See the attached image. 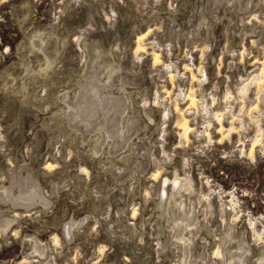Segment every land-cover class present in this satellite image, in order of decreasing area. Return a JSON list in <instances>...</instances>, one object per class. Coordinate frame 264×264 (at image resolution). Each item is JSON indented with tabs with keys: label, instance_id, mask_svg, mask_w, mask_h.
<instances>
[{
	"label": "rangeland",
	"instance_id": "1",
	"mask_svg": "<svg viewBox=\"0 0 264 264\" xmlns=\"http://www.w3.org/2000/svg\"><path fill=\"white\" fill-rule=\"evenodd\" d=\"M166 3L167 0L0 2V195L4 196L10 186L18 191L33 183L49 195L51 186H58L57 191L49 195L52 202L47 208L17 209L8 202H0V221L9 217L14 219L7 231L0 225V264H38L41 258L31 253L30 239L45 246L52 264H176L175 250L166 249L168 255L161 251L165 235L157 232L153 217L158 191L165 178L172 177L177 170L178 174H187L198 184L192 200L199 194L200 203L191 200L189 210H199L196 215L205 219L208 228L212 229L209 237L202 231L208 238L205 245L196 236L198 243H194L190 259L193 260L194 255L198 257L203 249L206 250V264H221L210 250L214 248L217 236L222 237L230 228L235 238L230 243V250L243 248L237 245L236 239L240 237L249 248L246 264H259L260 252H264V0H249L240 11L245 27L244 48H240L245 71L238 75L239 71L233 70L227 75L233 85L230 93L235 94V98L229 97L233 100V107L229 109L237 114L236 118L242 115V122L237 118L235 123L244 125L239 127L240 133L232 132L228 137L217 131L218 121L206 128L202 123L190 121L186 113L180 114L170 104L168 111V99L163 100L162 91L155 88L159 83L158 66L153 64L151 52H159L155 47L151 48L149 42L156 31L170 36L162 26L158 28L160 30L154 26L157 13L167 12ZM192 11L190 8L185 13L184 23L188 22ZM38 32L43 37L48 36L50 44L55 40L54 46L59 53L53 71L32 80L22 63L24 59L34 66L39 63L35 54L41 56L40 52L36 49L33 53L28 52L32 47V35ZM141 33H146L145 37L138 39ZM254 39L256 44L252 43ZM138 41L143 48L139 47L140 52L138 49L135 57L133 52ZM84 43L91 44L90 47L99 44L106 51L112 49L116 58L125 64L131 65L134 61L140 69L136 75L140 77L138 88L142 89L135 98L141 100L142 94L153 106L149 114L153 120L147 121L148 130L157 139L153 157L160 160L162 169L150 177L156 160H149L145 170L136 177L137 188L133 191L129 190L127 181L132 174L125 177L124 183L116 181L117 170L103 169L86 158L79 142L74 143L65 130L58 128L62 117H53L58 104L63 105L60 95L67 89L73 97L78 85L85 83L82 69L91 51ZM254 72L263 74L261 93L256 91L258 87L254 82L248 91L239 92L238 83L240 85ZM5 79L26 82L28 87L13 92L12 87L7 89L8 85H3ZM87 81H91V76ZM157 87L160 86L157 84ZM166 88L170 89L168 78ZM155 99H159V104L153 103ZM223 101L225 103L226 97ZM252 106L256 107L252 109ZM164 109L166 112L163 113ZM143 115L138 116L139 120L147 119ZM225 116L221 121L227 127L230 115ZM183 117L199 130L196 135L189 133L188 141L178 136L177 123ZM155 120L161 124L157 128ZM257 124L261 125L263 135L261 143L253 144ZM204 127L210 131V140L204 134ZM144 140H139L137 150L141 151L136 154V159L143 160V142L148 143ZM144 189H147V195H143ZM66 220L83 221L82 229L74 231L71 241L62 231ZM228 224H232V229ZM131 226L136 230L130 229Z\"/></svg>",
	"mask_w": 264,
	"mask_h": 264
},
{
	"label": "bare ground",
	"instance_id": "2",
	"mask_svg": "<svg viewBox=\"0 0 264 264\" xmlns=\"http://www.w3.org/2000/svg\"><path fill=\"white\" fill-rule=\"evenodd\" d=\"M248 2L249 1L247 0L246 3L248 4ZM148 29L150 30V28ZM145 34L146 33L138 34V39H141L142 37L144 38ZM32 38V47L28 52L33 53L34 49L40 52L41 56H39L38 54H35V56L37 60H40L41 62L39 61V63L34 66L32 62L24 59L22 64L25 66V72L30 75V79L35 80L36 78L41 76L42 73L47 74L48 71H53V66L55 63V59H57L56 57L59 53V50H57L54 46L55 40L54 42L52 41L53 43L51 44L49 43V41H47L48 36L43 37V35L38 32L37 34H33ZM62 44L64 45L65 42L63 41ZM83 45L85 48L91 51L89 54L90 57L88 55L89 58L85 59L82 69V77L84 78L83 81H85V83L83 85L82 83L78 85L77 90L75 89V91L73 92V97L70 96V93L67 89L60 95L62 98L61 100H63V105L61 103V105L58 104L53 117H62L58 128L65 130L66 136L70 137V139H72L74 143L79 142V144L84 149L82 154H84L86 158L100 165L103 169H114L115 171L117 170L119 176L114 175L116 181L124 183L125 177L132 174V176L129 177L127 181L129 183V190L133 191L134 188H137L136 183L138 182L136 180V177L141 174H139V172L145 170L149 160H156L154 169V171L156 172H151L150 177L160 172V168L162 169V166L159 163L160 160L153 157V149L156 146L155 144L157 143V139L153 138L151 136L152 132L148 130V122H151V120H153L149 115L153 111V106L151 105L152 103L150 104L146 96L142 97V94L140 96L141 100L135 98V95L138 96L137 94H139L142 89L141 87L138 88L140 77L136 74L139 73L138 70L140 69H137L138 67L136 66L134 61L131 62V65L125 64L123 61L116 58V55L114 53L115 51L113 52L111 48L110 51H106L99 44H96L94 47H90L91 44L89 46L87 43H84ZM139 47L143 48L140 42L134 49L133 53L135 57L138 56V49L140 52L141 48ZM151 54L153 64H157L162 61V59L160 58V54L156 51H152ZM262 75L263 74L259 72L251 73V75L240 84L239 92L244 93L245 91H248L247 89L249 88V85L253 82L257 86L255 84L254 85L258 87H255L257 89L256 91L259 92L261 90L260 87L263 81ZM88 76H91V81H87ZM169 76L173 78L172 74H170ZM192 77H195L193 73ZM3 85H8L7 89L12 87L11 89L13 92H16L19 88L26 90L28 87L26 82H13V79H5ZM25 93L26 91L23 92V95ZM259 93H261V91ZM229 94L230 92L228 91L226 94L227 97ZM234 96L235 94L232 97ZM243 96L245 97V94ZM190 98L191 100L189 104L193 105L196 100L192 92H190ZM240 98L242 99L243 97ZM158 100L159 99H155L153 103L159 104ZM253 107L255 108L256 106H252L250 108L254 109ZM174 109L180 112V114H183V109L179 108L178 103L176 102L174 103ZM142 112L146 115V120H139L138 116H141L143 114ZM162 112H166V109L162 110ZM145 115H143V117ZM232 117L233 118L231 119V121H229L227 127L223 125L221 118L218 117L217 121L219 126L217 127V131L220 132L223 137H228L232 132H239V127L244 125V123H238L239 125L236 124L235 119H237L238 117L235 118V115L233 114ZM238 120L239 122H242L243 119L238 118ZM257 121L258 120H256L255 123ZM153 122L156 128L161 125L160 122H157L156 120ZM177 127L179 129L178 136L181 137L184 141H188L189 133L193 130V127L188 124L187 118L183 117L182 121L177 123ZM205 135L207 138H209V140L211 139V134L208 129L205 131ZM262 135V127L260 124H257L256 135L254 136L253 144L257 143V141L260 142ZM143 139H147L148 143L143 142L145 143L144 147H142L141 152V157L143 160H140L136 159V154L141 151L137 150V146L139 140ZM49 166L50 165H48V167ZM177 171H174L175 173L172 175V177L165 178L162 188L158 191L159 197L156 204L157 206L155 207V216L153 218H155L154 224L156 226L157 232L165 235V241L164 245L161 248V251L165 255H168L166 249L169 248L171 250H175L177 253L175 262L176 264H198L196 262L205 263L207 262V259L205 257L206 250L203 249H200V251L203 250L201 253L198 250V257L194 255L193 260L190 259L193 250L192 247L196 242L197 235L199 236L200 243L202 242V245L208 243V238L202 234V231L207 232L209 237L212 234V229L208 228L205 219H200V217L196 215V212H198L199 210L197 211L196 208L193 211L189 210V203L192 198L195 197V187L198 184H196L195 180L187 174L180 175L177 173ZM85 172L87 173V171ZM122 173L124 174L123 176ZM146 176L144 177L146 178ZM169 182L171 184H169ZM121 187L124 188L122 185ZM57 189L58 186L56 184H53L51 186L50 194L55 193ZM43 190L40 185L34 183L25 188H20L18 191L12 190L10 186L7 188L4 196L0 195V202H8L10 205L14 206L17 209H37L41 207L47 208L52 200L49 196L50 194L45 195L47 194V192L44 193ZM147 193V189H144L143 195H147ZM199 197L200 196L198 194V196H196V199L194 200L196 203H200ZM146 199H148V197H146ZM205 199H207V197ZM210 203L212 204V201ZM204 204L207 205V203ZM207 213L204 212V214ZM134 214H136L135 210L132 211V215ZM16 216H18V212ZM232 218L231 220H233ZM12 220L14 219L10 217L9 219H2V222L0 221L2 230H9L12 224ZM82 224V220H66L64 222L62 231L66 234L68 240L72 239L74 231L79 230L82 227ZM231 225H229V227ZM130 229L135 231L136 227L131 226ZM229 229L230 228H227L222 237L217 236V242H215L214 248L210 251H212L211 253L214 257H217V259L222 261L221 264H246L249 248L246 245L245 240L239 237L238 239H236L237 245H240L243 248L233 250L235 248L234 247L230 250V243L235 238L232 236ZM29 244L31 253H34L38 256V258H41L38 259V264H52V261L47 254L48 252L46 251L43 244L39 245L37 244V240L31 239ZM260 253L261 256L259 257V264H264V252ZM213 264L215 263L213 262Z\"/></svg>",
	"mask_w": 264,
	"mask_h": 264
},
{
	"label": "built area",
	"instance_id": "3",
	"mask_svg": "<svg viewBox=\"0 0 264 264\" xmlns=\"http://www.w3.org/2000/svg\"><path fill=\"white\" fill-rule=\"evenodd\" d=\"M246 1L167 0V12L157 13L154 26L157 29L162 26L170 36L160 35L156 31L149 43L151 48L155 47L160 55L163 54L162 61L154 64L158 66L157 84L160 86L156 84L155 88L162 91L163 100L168 99V111L169 104L174 109L177 102L190 121L202 123L206 128H210L212 122H217L218 117L223 121L225 115H230L231 121V113L235 115L229 109L233 107V100L229 99L231 93L228 97L226 94L233 85L227 74L237 70L238 75H242L245 71L240 51V48H244L245 27L240 11L247 5ZM190 8L194 11L186 20L188 22L184 23V15ZM255 42L256 39L252 41ZM170 72L173 78L169 76ZM192 73L195 77H192ZM167 78L170 89L166 88ZM237 86L239 90V83ZM190 92L196 100L193 105L189 104ZM223 97H226L225 103ZM222 103L223 106L218 107ZM193 127L190 133L196 135L198 127Z\"/></svg>",
	"mask_w": 264,
	"mask_h": 264
},
{
	"label": "snow or ice",
	"instance_id": "4",
	"mask_svg": "<svg viewBox=\"0 0 264 264\" xmlns=\"http://www.w3.org/2000/svg\"><path fill=\"white\" fill-rule=\"evenodd\" d=\"M0 2H3V0H0Z\"/></svg>",
	"mask_w": 264,
	"mask_h": 264
}]
</instances>
